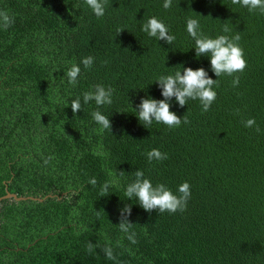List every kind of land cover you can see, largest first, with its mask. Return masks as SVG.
Returning <instances> with one entry per match:
<instances>
[{"label": "trees", "instance_id": "1", "mask_svg": "<svg viewBox=\"0 0 264 264\" xmlns=\"http://www.w3.org/2000/svg\"><path fill=\"white\" fill-rule=\"evenodd\" d=\"M164 2L106 0L98 18L85 0H0L14 18L0 27V197L41 199L0 200V264H264V14L232 0ZM153 16L172 44L142 31ZM188 18L212 38L238 33L244 71L216 77L210 57L196 55ZM73 64L81 68L74 86L66 76ZM187 67L217 79L209 110L173 97L170 111L187 124L139 121L142 98L163 99L158 78ZM97 84L114 89L112 104L99 107L111 130L93 120L95 101L83 103ZM250 118L256 123L246 128ZM153 148L168 158L150 163ZM137 169L174 194L187 181L186 210L148 212L128 199ZM126 204L136 244L118 227Z\"/></svg>", "mask_w": 264, "mask_h": 264}, {"label": "clouds", "instance_id": "2", "mask_svg": "<svg viewBox=\"0 0 264 264\" xmlns=\"http://www.w3.org/2000/svg\"><path fill=\"white\" fill-rule=\"evenodd\" d=\"M85 3L91 8L96 17H102L105 14L106 0H85ZM234 5L238 4L246 7L249 12L259 10L264 14V0H232ZM172 0H165L163 7L169 9ZM14 23V18L7 11L0 10V27L7 30ZM186 29L188 34L195 41V52L197 57H210V64L212 71L216 77L221 75L233 76L234 73L243 72L247 67V62L244 58V50L239 46L241 39L237 33L235 36L219 35L215 38L204 35L200 30L199 20L196 18H188L186 22ZM122 31V30H121ZM120 31V32H121ZM142 31L147 33L150 37H155L159 40L165 41L167 44H172L175 36L169 34V28L166 24L153 16L150 17L142 26ZM230 29L225 26L223 32L228 33ZM83 66L91 68L94 62L92 56L82 59ZM181 71H176L174 75H161L156 81L162 89L161 95L163 99L156 100L153 98H142L140 104L137 106V118L143 121L145 125H151L153 121L163 123L169 128L179 127L181 122L187 124L186 116L183 118L177 116L170 111V101L175 97L176 102L183 107L189 99H199L202 104V110L207 112L211 104L215 101L217 93L214 91V86H218V81L211 79L204 68L193 70L190 67L183 68ZM81 68L77 64H73L67 71L66 76L70 85H75L78 81ZM240 78L234 76L232 85L238 86ZM114 89L97 84L93 90L84 92L82 94L83 103L88 104L90 101H95L98 106L97 110L92 112L93 120L99 124L103 129L111 130V123L108 116L99 111L100 106L111 105L113 100ZM68 102H66V107ZM82 108L81 98L77 97L71 100V109L75 114ZM255 119L250 118L244 122L246 128L255 125ZM259 130V129H257ZM147 158L151 163L153 160L163 161L167 159V153H162L159 149L153 148L147 153ZM53 157L49 156L44 160L47 165ZM135 180L126 187L125 195L132 200L133 197L137 200L140 206L151 212L158 210L163 213H176L186 210L187 202L190 199L191 191L190 184L185 181L178 187V194H174L165 184L160 183L153 186L152 182L145 178L144 172L137 169L134 173ZM97 181L95 178L89 180V184L95 185ZM115 181H108L101 188L102 193H107ZM121 211V218L118 227L121 232L126 234V238L132 243L136 244V233L131 231L133 223L129 222L127 217L131 214V205H125ZM96 245L91 242L88 244V251L92 252ZM108 259H115L113 250L110 246L103 249Z\"/></svg>", "mask_w": 264, "mask_h": 264}, {"label": "water", "instance_id": "3", "mask_svg": "<svg viewBox=\"0 0 264 264\" xmlns=\"http://www.w3.org/2000/svg\"><path fill=\"white\" fill-rule=\"evenodd\" d=\"M10 198L15 200V201H20V200H25V199L41 201V199H35V198H32V197H18L15 194L9 193L7 191H5L4 195L0 197V200H2V199H10Z\"/></svg>", "mask_w": 264, "mask_h": 264}]
</instances>
